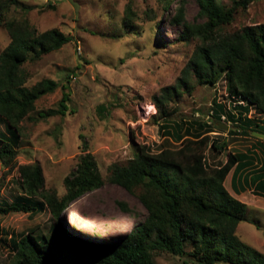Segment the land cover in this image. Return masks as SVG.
I'll use <instances>...</instances> for the list:
<instances>
[{
    "label": "trees",
    "instance_id": "obj_1",
    "mask_svg": "<svg viewBox=\"0 0 264 264\" xmlns=\"http://www.w3.org/2000/svg\"><path fill=\"white\" fill-rule=\"evenodd\" d=\"M174 1L164 2L163 14L173 11L164 21L180 26L177 42L191 43L193 50L174 85L161 88L158 95L151 97V104L160 123L159 129H165V136L178 142V146H161L159 151L152 152L148 146L139 145L126 165L110 166L106 177L109 183L122 187L139 201L146 212L143 221L111 243L80 239L62 228L57 229L61 227L58 222L51 233L63 234L65 245L64 242L54 244L55 238L49 240L47 235L32 229L19 241H13L14 264H75L79 261L84 264H153L155 253L177 257L181 264H264V254L236 235L238 225L248 221L247 206L224 187L231 169L243 160L249 164L252 155L228 152L223 164L207 166L205 162L206 150L220 154L227 148L225 141L211 138L210 133L249 136L252 126H258L257 120L249 118L251 110L264 115V24L231 33L222 31L233 22L238 10L245 11L255 0H233L228 4L195 0L198 11L195 22L191 23L185 20L184 0L179 1L174 10L169 9ZM16 5V0H0V25L9 41L0 53V120L5 121L12 136L18 125L34 112L36 101L58 88L57 83L47 79L26 88L29 73L25 65L58 51L72 40L57 29L38 32L27 19L9 17L11 7ZM49 6L48 9L55 11V7ZM125 10L124 29L130 26L133 16L130 6ZM221 79L225 81L227 96L223 103L212 100L211 116L207 119L210 123L175 122L173 103L191 96L197 87L215 86ZM68 102L69 95L62 93L58 107L43 116H64L69 111ZM98 108L102 117L108 115L106 107ZM222 116L224 122L230 124L228 131L217 127ZM0 143V164L10 172L16 153L9 139H1ZM258 144L257 150L264 157V142L259 140ZM81 151L76 169L63 180L65 195L59 202L43 189L40 168L23 165L17 168L22 197L0 212L35 213L47 206L55 220L76 199L99 189L105 178L86 144L83 143ZM263 178L264 173L259 178L248 175L242 186L234 173L231 189L238 195L261 179L256 190L264 198ZM117 205L122 212L133 214L125 203ZM139 216L132 218L138 220Z\"/></svg>",
    "mask_w": 264,
    "mask_h": 264
},
{
    "label": "rangeland",
    "instance_id": "obj_2",
    "mask_svg": "<svg viewBox=\"0 0 264 264\" xmlns=\"http://www.w3.org/2000/svg\"><path fill=\"white\" fill-rule=\"evenodd\" d=\"M179 1L172 2L169 9L174 10ZM217 1L228 4L233 0ZM16 2L9 17L27 19L38 32L57 29L72 40L58 51L25 65L29 73L26 88L45 79L57 83L58 88L36 101L34 112L18 125L14 136L8 133L5 121L0 120V140L9 139L16 153L10 172L0 164V211L22 197L17 168L23 165L40 168L43 189L59 202L65 195L63 180L76 169L83 143L105 179L99 189L69 205L74 211L68 207L55 220L47 206L35 213L0 212V264H14L13 241H19L32 229L47 235L49 240L55 238L54 244L64 242L65 245L63 234L51 233L58 222L61 227L57 229L62 228L80 239L111 243L143 221L144 208L122 187L106 180L108 169L114 164L126 165L139 145L148 146L152 152L159 151L161 146H178V142L165 136V129H159L151 97L158 95L161 88L174 85L193 50L191 43L177 42L182 28L164 21L168 15H173V11L163 14L162 6L167 0ZM49 5L55 7V11L48 9ZM127 6L133 16L130 26L124 29L122 21ZM197 11L195 0H184L187 22H195ZM158 21H161L159 26H155ZM260 24H264V0H255L245 11L238 10L233 22L222 31L231 33ZM8 42L6 31L0 25V53ZM62 93L69 95V111L64 116L44 117L45 112L58 107ZM213 99L217 103L225 101L223 79L215 86L197 87L191 96L173 103L175 122H207ZM99 106L107 108V116L98 114ZM253 117L264 119V115L254 111ZM252 131L264 134L261 128L254 127ZM209 136L225 141L227 148L223 154H211L206 150L207 166L223 164L227 152H244L253 143L250 135L239 133L230 136L213 132ZM239 199L252 208L246 210L248 221L238 225L236 235L264 254V209L259 207L264 200L253 193H245ZM118 202L125 203L133 214L122 212ZM137 214L140 215L138 220L132 218ZM153 264H181V261L167 253H155Z\"/></svg>",
    "mask_w": 264,
    "mask_h": 264
},
{
    "label": "crops",
    "instance_id": "obj_3",
    "mask_svg": "<svg viewBox=\"0 0 264 264\" xmlns=\"http://www.w3.org/2000/svg\"><path fill=\"white\" fill-rule=\"evenodd\" d=\"M249 118L252 119V114L249 115ZM255 119V117H253ZM259 118V120H258ZM255 120H257V124L258 126H253L252 128H261L264 129V119L262 117H257ZM252 131H250L249 135L250 138L252 139V144L250 145V148L247 149L246 151H241L238 153H247L249 155H252V157L250 158V163L248 164V161L243 160L240 161V163H238L237 165H235L231 171L228 173V175L226 176L225 180H224V187L226 188V190L237 200H239L240 202H242V200H240L239 198L242 195H245V193L247 194H251L253 193L255 195V197H258V199H262L264 200L263 197L259 196V192L256 190L257 189V184L259 183V179L258 182H256L255 184L249 186L245 191L240 192L238 195L235 194L233 192V190L231 189V178L232 175L235 173V175H237V180H240V183H242V186L245 185L244 184V180L246 176H255L256 178H259L262 173H264V157L262 156V154L257 150L259 149L257 147L259 140L263 141V139H259L254 137L252 134ZM211 134V133H210ZM264 135V134H263ZM264 142V141H263ZM249 151V152H248ZM234 153V152H232ZM236 153V152H235ZM223 154V153H222ZM227 154L225 155V161L227 158ZM264 179V178H263ZM247 206V209L252 208V206H248V204L246 202H242ZM260 208L264 209V202H261ZM70 209H72L74 211L73 206H70Z\"/></svg>",
    "mask_w": 264,
    "mask_h": 264
},
{
    "label": "clouds",
    "instance_id": "obj_4",
    "mask_svg": "<svg viewBox=\"0 0 264 264\" xmlns=\"http://www.w3.org/2000/svg\"><path fill=\"white\" fill-rule=\"evenodd\" d=\"M226 94H227V93H226ZM226 96H227V95H226ZM209 114H210V115H209ZM250 114H253V110H251ZM250 114H249V115H250ZM210 116H211V110H210L209 113L207 114V116H206V120H207V119H210V118H209ZM196 117H199V116L197 115ZM252 119H253V118H252ZM207 123H210V121H207ZM221 123H223V124H221ZM221 123H218V124H220V125H224V126H227V127H228V130H229V126H230L229 123H225V122H221ZM218 124H217V125H218ZM219 129H220V128H219ZM221 130H222V129H221ZM228 130H227V131H228ZM223 131H224V130H223ZM252 132H254V131H252ZM255 133H256V132H255ZM222 134H224V133H222ZM258 134H259V133H258ZM263 140H264V139H263ZM73 203H74V202H73ZM70 205H71V204H70ZM68 207H70V206H68ZM68 207H66L65 210H67ZM70 230L72 231V229H70Z\"/></svg>",
    "mask_w": 264,
    "mask_h": 264
},
{
    "label": "water",
    "instance_id": "obj_5",
    "mask_svg": "<svg viewBox=\"0 0 264 264\" xmlns=\"http://www.w3.org/2000/svg\"><path fill=\"white\" fill-rule=\"evenodd\" d=\"M217 127H219L220 129L224 130V131H227L228 130V127L227 126H224V125H220L218 124ZM254 137L256 138H259V139H264V135L263 134H258V133H255V132H252L251 133Z\"/></svg>",
    "mask_w": 264,
    "mask_h": 264
},
{
    "label": "built area",
    "instance_id": "obj_6",
    "mask_svg": "<svg viewBox=\"0 0 264 264\" xmlns=\"http://www.w3.org/2000/svg\"><path fill=\"white\" fill-rule=\"evenodd\" d=\"M224 121H225V117L222 116V118H221V122H224Z\"/></svg>",
    "mask_w": 264,
    "mask_h": 264
},
{
    "label": "bare ground",
    "instance_id": "obj_7",
    "mask_svg": "<svg viewBox=\"0 0 264 264\" xmlns=\"http://www.w3.org/2000/svg\"><path fill=\"white\" fill-rule=\"evenodd\" d=\"M152 110H153V108H152Z\"/></svg>",
    "mask_w": 264,
    "mask_h": 264
}]
</instances>
